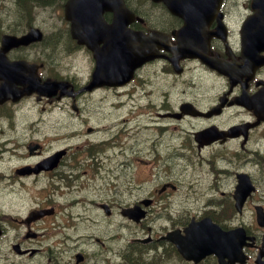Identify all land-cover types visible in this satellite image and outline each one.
<instances>
[{
	"label": "flooded vegetation",
	"instance_id": "1",
	"mask_svg": "<svg viewBox=\"0 0 264 264\" xmlns=\"http://www.w3.org/2000/svg\"><path fill=\"white\" fill-rule=\"evenodd\" d=\"M67 1L0 0V264H217L213 255L184 259L168 239L203 218L242 228L244 264H255L264 243L256 220H264V46L246 51L241 29L264 7L210 0L203 15H186L203 32L202 57L176 63L157 38L165 58L142 62L121 85L87 88L93 52L73 38ZM124 2L127 29L158 31L176 46L182 18L163 2ZM101 18L113 23L111 12ZM30 31L40 35L10 43ZM133 209L138 221L126 215Z\"/></svg>",
	"mask_w": 264,
	"mask_h": 264
},
{
	"label": "water",
	"instance_id": "2",
	"mask_svg": "<svg viewBox=\"0 0 264 264\" xmlns=\"http://www.w3.org/2000/svg\"><path fill=\"white\" fill-rule=\"evenodd\" d=\"M78 1L79 0H69V2L66 4V9L68 10L69 14H71L72 12L71 7L77 4ZM165 2L166 4H169V2ZM82 4L83 7L78 4V7H81L79 10L82 12L81 14H79L78 19L82 20L81 26H87L86 30L88 34H91L92 30L100 28V25L91 24L92 21L99 19L100 8H104V10L110 9L120 11V8H114V5H122V3L118 0H105L103 3L102 0H83ZM102 4L108 5L109 7H101ZM91 26L93 28H90ZM253 27L255 26L252 25V22L247 21V23L243 27L242 32L246 33L250 37L251 29ZM192 28V25L182 28L181 34H179L181 37V41L185 39L186 32H188ZM259 30L260 29H258V31ZM157 36L159 35H154L153 37ZM257 36H264V32L260 31ZM105 37L108 40L110 39V36ZM118 37L119 39H117V41L114 40L116 41L115 43L110 41L107 44L110 46L108 49L115 48L117 45V47L115 48V52L111 55L106 54L108 52V49L106 50V53L104 51H102L103 53H100L93 49V47H91L95 54L96 63L100 68L108 67L112 71L118 70L123 62H131V59L133 58L134 52L136 51L137 47H139L143 43V38L141 36H126L124 34H119ZM99 39H102V37H99ZM106 39H103L104 42L107 41ZM26 42H28L27 38H12L10 40V43L13 44ZM131 44L134 47L133 52L129 50V46ZM179 51L182 53L187 51L186 43L181 44ZM132 66H129V68H132ZM134 66L136 65L134 64ZM241 203L242 198H239L238 207L241 205ZM126 215H128V217L134 219L135 221H138L140 218L136 209L127 210ZM261 219L262 218L258 216V222ZM184 232V236H178L177 234L173 236L171 234L168 238L175 243L178 251L187 260L198 262L204 256L214 254L218 257L219 264H233L236 262L243 264L245 261V256L242 253V246L244 245L245 240L244 231L242 229H235L225 232L220 230V228L216 224L212 223L209 218H205L199 222L191 223L188 227L185 228ZM263 252L264 251H260L257 256L255 260L257 264H264V260H261V257L264 254Z\"/></svg>",
	"mask_w": 264,
	"mask_h": 264
},
{
	"label": "rangeland",
	"instance_id": "3",
	"mask_svg": "<svg viewBox=\"0 0 264 264\" xmlns=\"http://www.w3.org/2000/svg\"><path fill=\"white\" fill-rule=\"evenodd\" d=\"M1 12H4L2 9L0 10V13ZM74 71V70H73ZM100 97H101V95H96L95 97H94V99L95 100H99L100 99ZM98 110H99V108H98ZM101 111L102 110H106L105 108H101L100 109ZM101 114V113H100ZM140 137V139L142 138V135H140L139 136ZM139 146V145H138ZM138 146H136L135 144H134V142L131 140V141H129L128 143H127V151L129 152V153H133V151L135 150V148H137ZM144 145H142V147H143ZM141 158V156H140V154H138V157H137V159H140ZM141 159H143V157L141 158ZM141 159L139 160V163L141 162ZM121 162V161H120ZM124 167L123 166H121L120 167V169H123ZM125 169V168H124ZM148 169H149V165L148 164H144V163H140V167H139V175L142 177V176H146L147 177V175H148V173H149V171H148ZM126 171H127V174L128 175H132L133 173L130 171V170H128V169H126ZM104 172V173H103ZM102 172V174L103 175H106L108 172L107 171H103ZM112 174H114V175H117L118 174V172H116V171H113V173ZM96 180H97V178H96ZM95 186H97V184H95ZM102 185H99L98 187H101ZM130 198H129V196L127 195V197H126V200H129Z\"/></svg>",
	"mask_w": 264,
	"mask_h": 264
}]
</instances>
